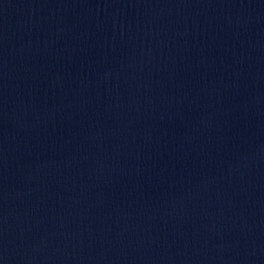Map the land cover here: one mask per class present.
Masks as SVG:
<instances>
[{"label": "water", "instance_id": "1", "mask_svg": "<svg viewBox=\"0 0 264 264\" xmlns=\"http://www.w3.org/2000/svg\"><path fill=\"white\" fill-rule=\"evenodd\" d=\"M0 264H264V0H0Z\"/></svg>", "mask_w": 264, "mask_h": 264}]
</instances>
